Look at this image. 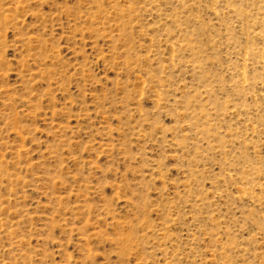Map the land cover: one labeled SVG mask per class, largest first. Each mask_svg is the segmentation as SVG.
I'll use <instances>...</instances> for the list:
<instances>
[{"label": "rangeland", "instance_id": "rangeland-1", "mask_svg": "<svg viewBox=\"0 0 264 264\" xmlns=\"http://www.w3.org/2000/svg\"><path fill=\"white\" fill-rule=\"evenodd\" d=\"M0 264H264V0H0Z\"/></svg>", "mask_w": 264, "mask_h": 264}, {"label": "bare ground", "instance_id": "bare-ground-1", "mask_svg": "<svg viewBox=\"0 0 264 264\" xmlns=\"http://www.w3.org/2000/svg\"><path fill=\"white\" fill-rule=\"evenodd\" d=\"M172 45V44H171Z\"/></svg>", "mask_w": 264, "mask_h": 264}]
</instances>
